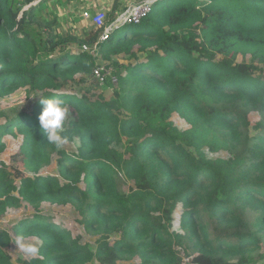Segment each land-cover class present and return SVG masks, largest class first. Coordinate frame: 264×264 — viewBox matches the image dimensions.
<instances>
[{"label":"trees","instance_id":"obj_1","mask_svg":"<svg viewBox=\"0 0 264 264\" xmlns=\"http://www.w3.org/2000/svg\"><path fill=\"white\" fill-rule=\"evenodd\" d=\"M34 1L0 0V99L16 87L40 94L31 114L0 124V154L6 135H20L12 163L34 175L0 172V207L19 182L22 201L69 202L86 228L106 236L92 252L51 220L34 217L16 233L42 241L41 259L21 264H117L126 256L136 264H183L178 248L189 264H259L264 216L258 229L249 215L264 213V75L254 72L255 64L264 67V0H163L139 25L114 31L94 55L69 48L91 47L101 29L85 40L54 33L38 12L49 0L19 18ZM117 14L114 3L105 24ZM98 55L118 80L113 97L92 102L63 92L76 76L92 73ZM119 55L131 63L110 61ZM103 88H111L109 80ZM40 99L68 107L61 135L76 155L47 143ZM253 112L260 119L250 135ZM173 114L190 128L179 132ZM202 149L228 158L208 160ZM54 154L63 185L39 176ZM119 175L132 184L127 193ZM177 209L181 231L172 230ZM8 242L0 235V264H13L3 250Z\"/></svg>","mask_w":264,"mask_h":264},{"label":"rangeland","instance_id":"obj_2","mask_svg":"<svg viewBox=\"0 0 264 264\" xmlns=\"http://www.w3.org/2000/svg\"><path fill=\"white\" fill-rule=\"evenodd\" d=\"M41 1L43 0H35L31 5L27 6L28 8L30 6H36ZM166 1L167 0H164V2ZM114 3L117 5L118 14L121 15L127 9L133 7L134 5L136 6L140 4V0H63L62 3H50L38 12L40 13L39 15L42 20L52 24L54 33L62 36L70 35L78 39L85 40L88 37L93 36L95 31L93 30L91 23L84 19L83 14L87 12L90 16H94V14L99 11V9H106L104 13L107 16ZM18 16L21 17L20 13ZM80 47L81 46L79 45H73L69 48V51L77 52ZM110 61H116L121 65H127L130 64L132 60H130L126 55H119L111 58ZM240 61L241 58H238V62ZM245 61L249 62L250 58L247 57ZM95 64H100L102 66L107 65L104 59L99 55L96 57ZM254 66L256 69L254 71L256 72V75H264V67L258 64H255ZM89 76L90 75L83 73L76 76L75 81L69 83L63 92H66L69 95H76L78 97L85 96L92 102L98 100L107 101L113 97L114 89H104L103 87L97 88L90 82ZM39 97L40 94L36 92L30 93L27 88L16 87L14 91L0 99V124L15 118L18 114H31L32 107ZM248 119L250 122V135H254L255 130L253 127L259 121L260 116L253 112L249 114ZM170 121L179 132H183L190 128L184 119H182L177 114H173L170 118ZM21 142L22 137L18 134L6 135L3 138L5 147L3 152L0 154V172L4 171L6 173L3 175V178H7V174L12 176V172L14 171H18L26 177L34 178V175L25 168L23 163H12L11 159L15 154L18 153ZM56 147L58 151H64L69 155H76V149L70 143ZM119 152L121 153L122 149L119 148ZM201 153L208 160L228 158L227 152L220 151L218 153L212 154L206 149H202ZM57 158V155H52L49 165L39 171V176L54 179L56 178L55 180L58 182V184L63 185L62 180L57 177ZM117 179H120L118 181L120 189L124 193H127L130 187H132V184L123 180L120 175L117 177ZM13 186L15 190L10 193L12 196L10 204L4 208L0 207V235L4 234L8 237L9 241L8 245L3 250L11 258L13 264H21L22 262L41 259L39 249L41 245H43L42 241L34 236L16 233V229L22 226L21 224L27 221H32L34 217H45L46 219L51 220L56 227L68 232L71 236V239L76 243L77 246L88 248L92 252L96 250L98 242L105 238L106 235L104 233L98 231L97 229L86 228L84 226L82 223V217L73 204L69 202L60 204L42 202L39 205H31L18 198L17 190L19 187V182H13ZM78 187L83 190V183H80ZM4 199L5 198L3 196H0V202L4 201ZM179 216L180 211L177 209L175 221L173 223V231H181L180 225L178 223ZM263 216L264 213L261 210L252 212L249 215L250 224H255V226H257L256 223L258 221L260 225L258 229H261V218ZM261 235L263 240V250L256 252L255 257L259 258V264H264V230L261 232ZM19 236L24 237L23 244L36 247L38 252L34 255H31L23 251L20 243L17 240ZM118 238V235L109 236L106 242L112 245L113 242ZM177 250L180 254V257L183 258V264H189L191 258L186 256V251L182 248H178ZM116 263L136 264L129 256L121 258ZM230 263H233V261H230ZM91 264L98 263L94 260Z\"/></svg>","mask_w":264,"mask_h":264},{"label":"built area","instance_id":"obj_3","mask_svg":"<svg viewBox=\"0 0 264 264\" xmlns=\"http://www.w3.org/2000/svg\"><path fill=\"white\" fill-rule=\"evenodd\" d=\"M161 3L163 0H145L138 5H134L133 7L127 9L121 15L117 16L115 21L110 24H105L106 14L104 10H99L94 14V16H90L88 13H84L83 17L87 22L91 23V26L96 29H101V35L98 37V42L94 43L91 47L82 45L77 52H72L73 54L79 53H88L94 55L98 51V45L106 42L108 37L114 32L125 26H135L139 25L141 21L146 18L151 11L155 3ZM28 8L27 5H24L20 10V15L23 10ZM20 18V17H19ZM109 65H97L92 73L90 74V82L94 84L96 87H104L106 81L109 80L110 87L112 89H116L118 87V80L113 75V68Z\"/></svg>","mask_w":264,"mask_h":264},{"label":"clouds","instance_id":"obj_4","mask_svg":"<svg viewBox=\"0 0 264 264\" xmlns=\"http://www.w3.org/2000/svg\"><path fill=\"white\" fill-rule=\"evenodd\" d=\"M40 103L43 105V110L38 118L39 125L47 143L55 146L68 143V138L61 135L64 122L69 114L68 107L59 99H40ZM17 240L26 253L34 255L38 252L36 247L23 244V236H19Z\"/></svg>","mask_w":264,"mask_h":264},{"label":"crops","instance_id":"obj_5","mask_svg":"<svg viewBox=\"0 0 264 264\" xmlns=\"http://www.w3.org/2000/svg\"><path fill=\"white\" fill-rule=\"evenodd\" d=\"M62 1H63V0H61V3H62ZM143 1H145V0H140V3H142ZM53 2L59 3L57 0H49L48 3H47V5L50 4V3H53ZM93 6H94V5H93ZM95 6H96V5H95ZM99 10H104V11H106V9H99ZM86 13H87V12H86ZM118 15H119V14H118ZM118 15H117V16H118Z\"/></svg>","mask_w":264,"mask_h":264},{"label":"bare ground","instance_id":"obj_6","mask_svg":"<svg viewBox=\"0 0 264 264\" xmlns=\"http://www.w3.org/2000/svg\"><path fill=\"white\" fill-rule=\"evenodd\" d=\"M156 4V3H155Z\"/></svg>","mask_w":264,"mask_h":264}]
</instances>
